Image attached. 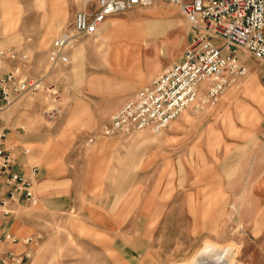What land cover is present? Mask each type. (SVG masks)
I'll return each instance as SVG.
<instances>
[{
	"label": "rangeland",
	"instance_id": "1",
	"mask_svg": "<svg viewBox=\"0 0 264 264\" xmlns=\"http://www.w3.org/2000/svg\"><path fill=\"white\" fill-rule=\"evenodd\" d=\"M45 1L0 0L3 31L11 30L0 32V45L24 49L27 74L41 77L43 84L16 100L1 118L9 127L22 124L29 140L39 135L41 142H69L63 151L72 142L66 156L80 154L78 164L100 166L103 173L94 190L75 196L73 210L43 213L38 203L18 207L19 223L28 226L25 232L41 235L27 264H194L204 257L200 250L208 239L233 244L236 264H264L259 180L247 164L259 144V127L264 128V63L244 56L246 74L214 105L198 113L184 110L171 122L179 127L176 132L136 131L86 144L85 137L115 110L106 107L114 93L103 95L95 87L97 80L144 84L179 58L192 29L178 3L152 0L106 17L94 33L72 43L67 63L49 67L46 50L70 20L74 3ZM111 52L134 65L130 76L122 68L115 70ZM19 103L17 119L7 115ZM52 108L56 116L48 118L46 111ZM75 110L80 117L72 118ZM101 139L114 140L117 155L89 160L87 151ZM195 190L211 191L209 199L216 201L212 212L199 218L208 197L193 196L189 200L204 201L202 206L184 205V218L177 219L176 202ZM112 216L120 224L114 232L102 222L111 223Z\"/></svg>",
	"mask_w": 264,
	"mask_h": 264
},
{
	"label": "built area",
	"instance_id": "2",
	"mask_svg": "<svg viewBox=\"0 0 264 264\" xmlns=\"http://www.w3.org/2000/svg\"><path fill=\"white\" fill-rule=\"evenodd\" d=\"M152 0H73L71 18L52 37L46 50L49 67L68 62L67 51L82 35L94 33L108 16ZM192 29L179 58L154 75L124 100L84 141L148 130L161 133L184 110L201 112L214 105L220 94L246 74L244 56L264 63V0H175ZM29 55L22 48L0 45V175L8 187L0 198V215L7 218L10 203L38 202L29 178L10 171L11 153L3 147L6 127L1 118L16 100L43 87L41 77L29 76ZM57 110L46 111L48 118ZM22 130V127L19 126ZM23 153L28 150L24 148ZM41 235L16 236L0 230V264H27ZM19 246L20 249H17Z\"/></svg>",
	"mask_w": 264,
	"mask_h": 264
},
{
	"label": "crops",
	"instance_id": "3",
	"mask_svg": "<svg viewBox=\"0 0 264 264\" xmlns=\"http://www.w3.org/2000/svg\"><path fill=\"white\" fill-rule=\"evenodd\" d=\"M45 3L47 4L48 1L46 0ZM63 8L64 7L60 9L62 10ZM56 11L58 10L56 9ZM56 11H53V14ZM1 23L2 20L0 22V32L2 33L5 31H3ZM7 32L10 33L11 30H7L5 33ZM1 33L0 36L2 35ZM2 41L3 40H1V42ZM114 53L115 52H111L110 61L112 59V61L114 62V66L117 67L115 70L122 68L123 70H121V72H124L126 75L130 76L131 73L129 70L134 65H131V63L129 64L124 63L121 60V58L117 59V57L114 56L115 55ZM106 61L108 63H111L109 59H107ZM135 65H137V68L140 69L139 62L138 64ZM145 74L147 77L149 76L150 74L149 69L146 71ZM101 77H105V76H101ZM146 78L144 79V81L146 80ZM142 82L143 81H137L134 79L131 81L130 80L127 81L124 79L122 80L119 78L114 79L112 77H108L107 79L102 78L101 80H97L95 87L96 89L101 90L103 95L110 94L111 92L114 93L113 94L114 97L111 100L113 102L109 106L106 105V107H110V108L115 107L116 109L124 100H126L140 86L143 85V84L140 85ZM225 95L226 96L224 97V99L229 96V94H225ZM22 104L23 103L15 104L7 115L9 114L13 116L15 115L17 119L19 114L16 115V111H17L16 109L19 106H22ZM76 115L79 117L81 116L79 110L74 111L72 118H74V116ZM171 122H173V120ZM171 122L164 129L167 133L170 134L172 132H176L177 129L179 128L176 125H172L173 123ZM3 123L7 130H6L5 139L3 140L2 144L4 148L10 151L12 157V163L9 169L12 172L22 174L30 179L32 184V189L35 195L37 196L38 208L43 213H52V212L56 213L59 211L73 210L75 206L74 203L75 196H81L82 193L87 194L88 192H91L92 190L95 189L96 187L95 180L97 179L100 173L101 174L103 173L102 169L100 166L98 167L97 165H93V164L91 166V169L89 167L87 168V166L84 167V165L82 164H78V157L80 156V154L74 153L66 156L68 149L71 150V148H73L72 142L70 143L68 149L63 151V148H67L66 146L69 142L67 143L60 141L53 142L52 140L41 142L39 140V135L35 137L34 136L31 137V140H29V138L25 136L26 132L22 124L13 125L9 127L7 125L8 122L5 121L4 119H3ZM10 123L13 124L12 121H10ZM19 126L22 127V130L19 129ZM141 131H148V130H141ZM25 145H29V146L26 147ZM115 147L116 146L114 140L112 139L98 140L87 151V157L89 160L91 159L94 160V159L106 158L109 155L111 156L117 155L114 151ZM24 148L28 150L26 153H23L22 151ZM247 164H248L249 174L251 173L254 174L255 179L259 180V213L261 212L263 213L264 211V128L260 129L259 127V144L254 148V152L251 153V156ZM7 189L8 187L4 184V177L0 175V198L6 195ZM210 193H211L210 190H205V191L195 190V192L193 191V193L191 194L188 195L185 194L184 196L186 197L185 200L182 199L176 202L177 219L184 218V216H182L184 214V210H183L184 205H189V203L194 204L195 202H197L198 204H200V206H202L201 204L204 203V201L201 200L199 201L196 200L194 202V199L189 200V197L192 198L193 196H198V197L207 196L208 200H206L205 202L206 204L204 206L207 207V210H205L204 208L197 212L199 213L198 217L204 219L206 217L205 216L206 211L208 214H210L213 210L212 209L213 206H215L216 204V201L209 199ZM23 205H26L23 201L10 203V208L12 210V213L7 218H4L0 215V230H9L19 237L27 234L25 232V230L28 227L27 224L19 223V220L22 221V219L21 218L19 219V217L16 216L17 213L15 212L18 209V207ZM180 206L182 208L181 211L179 210ZM92 213H94V211ZM113 213L114 211L112 210V214ZM11 216L13 217L11 218ZM209 217L210 216L208 215L207 218ZM102 222H103V226L106 227L108 230H111V232H114V230L119 229L120 226L118 217L114 218V216H112L111 223L107 222V220L105 221L104 219ZM16 247L17 249H20L19 246Z\"/></svg>",
	"mask_w": 264,
	"mask_h": 264
},
{
	"label": "bare ground",
	"instance_id": "4",
	"mask_svg": "<svg viewBox=\"0 0 264 264\" xmlns=\"http://www.w3.org/2000/svg\"><path fill=\"white\" fill-rule=\"evenodd\" d=\"M171 1L175 2V0H171ZM1 19H2V14L0 11V22H1ZM234 249H235V246L231 243L218 244L208 239L202 244V247L200 250L203 252L202 256L204 257L200 259L201 261L200 260L195 261V263L196 264H236L234 262V257L232 256Z\"/></svg>",
	"mask_w": 264,
	"mask_h": 264
}]
</instances>
